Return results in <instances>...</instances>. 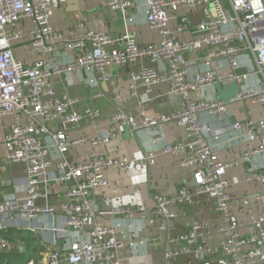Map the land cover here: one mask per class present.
Wrapping results in <instances>:
<instances>
[{"label": "built area", "instance_id": "obj_1", "mask_svg": "<svg viewBox=\"0 0 264 264\" xmlns=\"http://www.w3.org/2000/svg\"><path fill=\"white\" fill-rule=\"evenodd\" d=\"M77 1L102 2L112 12H121L125 22L122 35L115 39L108 32L88 29L81 21L68 33L55 30L51 18L68 0H0V118H13L2 145L8 165H25L27 179L24 198L4 200L0 192V251L13 250L4 237L9 220L31 221L56 214L57 209L47 202L49 197L43 187L49 180L48 172L54 169L52 181L67 185L58 209L65 216V227L53 225L50 229L60 234L74 230L77 244L68 252L57 248L51 251L44 264H121L119 253L126 246L123 233L112 223L99 222V218H108L110 222L138 218L149 225L158 224L167 234L164 264H173L174 259L185 255L200 263L220 257L222 264H264V193L256 195L259 213L241 222L233 214L227 177L231 168L248 163L246 181L264 185V162L253 163L264 157V118L250 117L232 125V133H241L243 145L240 158L235 161H225L214 151L212 141L219 134L200 118L204 113L219 120L227 116L229 103L208 92L217 84L239 85L232 102L264 105V84L258 88L248 85L255 74L264 80V0H141L145 5V22L158 35L157 42L147 45L139 44L133 29L136 20L130 16L140 0ZM194 13H198V19L193 17ZM27 20L32 23L28 55L38 57L33 65L18 59L14 51V45L24 38L22 26ZM61 47L76 54L72 62H59ZM187 54L191 58L186 59ZM146 60L164 63L165 70L146 66ZM136 65L139 67L129 75L130 95L136 98L140 89L146 91V97L139 102L142 117L127 114L123 110L127 101L116 95L113 102L119 113L112 117L110 130L92 139L81 136L72 140V126L83 121L94 124L102 114L98 109L78 112L80 101L68 94L59 95L52 79L89 71L96 74L100 83H108L112 80L110 68ZM198 65L204 68H197ZM193 66H197L195 73H191ZM222 69H226V75L220 73ZM160 85H167L169 93L178 95L184 107L148 117L146 108L153 100L150 93ZM195 93L199 96L195 97ZM102 96L97 93L93 98ZM170 123L183 129L184 135L160 151L179 159L181 167L192 170L191 184L182 187L176 198L155 196L151 210L144 205L137 210L117 207L109 196L101 206L96 205L92 200L96 189L109 186L106 171L112 167L121 171L132 167L149 169L156 165L159 154L145 152L142 157L126 161L99 155L72 164L67 154L75 144L106 146L118 141L125 128L154 132ZM200 195L214 202L222 215L219 223L213 226L194 222L185 233L172 236L170 231L178 217L176 207L191 203ZM213 232L222 239L217 245L208 246L204 241ZM53 244L57 246L58 240ZM177 244L180 246L175 248ZM19 250L24 252V248ZM26 264L36 263L30 260Z\"/></svg>", "mask_w": 264, "mask_h": 264}, {"label": "crops", "instance_id": "obj_2", "mask_svg": "<svg viewBox=\"0 0 264 264\" xmlns=\"http://www.w3.org/2000/svg\"><path fill=\"white\" fill-rule=\"evenodd\" d=\"M130 13V16H134L136 20L133 29L139 44L147 45L157 42L158 35L152 32L145 22L144 2L140 0L138 6ZM193 17L198 19V13H194ZM80 21L88 29L108 32L115 39L122 35L125 25L122 13L112 12L102 2L89 1L83 3L77 0H68L60 9L55 11L51 18V26L55 30L68 33L75 29L76 23ZM31 27L30 21L27 20L23 23L24 38L14 45L16 57L28 65H33L38 58L28 55L30 43L28 31ZM75 57L76 54L65 47L59 49V62L61 64L72 62ZM189 58L191 57L187 54L186 59ZM144 64L159 70H165L166 67L162 62L152 64L146 60ZM200 66L191 67V73H195L196 67L199 68ZM138 67L139 65L130 68H110L109 73L112 80L108 83H100L96 74L89 71H77L71 76L57 75L52 79L54 89L59 95L68 94L80 101L76 108L78 112L83 113L86 109H98L102 114L101 119L94 124L83 121L79 125L72 126L69 130V137L72 140H77L81 136L92 139L110 130L112 117L119 113L118 107L113 102V97L116 95H120L122 99L127 101L123 105V110L127 114L133 115L137 119L142 117L139 102L146 97V91L140 89L139 96L136 98H132L130 95L129 75ZM201 68L204 67L201 66ZM243 71L246 70L243 69ZM226 72V69H222L220 73L226 75ZM263 84V78L256 74L252 75L248 81V85L255 88ZM239 88L236 83L226 86L217 84L210 87L208 92L229 103L228 114L223 120H219L208 113L201 114L200 117L203 123L213 127L215 132L219 134L212 141V146L214 151L225 161L238 160L243 151L241 133H232V125L237 121L244 122L250 117L255 120L264 118V105L250 102H232ZM97 93H102L103 96L93 98ZM194 96L198 97L199 93H195ZM150 97L153 100L147 105L145 113L148 117L170 114L184 107L183 100L178 95L169 93L167 85L155 87L150 93ZM12 124V117L0 118V192L4 200L27 196L25 165L21 163L8 165L2 145L4 134ZM183 135V129L173 123L159 126L154 132L147 129L132 132L125 128L122 130L121 138L118 141L106 146L91 148L89 144L76 143L67 154V158L72 164H79L99 155H108L126 161L134 157H142L145 152H157L159 154L158 161L155 166L149 169L142 170L138 167H132L128 171H121L115 167L110 168L105 174L109 186L96 189L92 196V200L98 206H101L103 199L109 196L113 198L114 205L117 207H129L132 210H137L140 205H144L147 210H151L155 205V196L166 195L169 198H176L182 187L191 184L192 170L181 167L179 159L162 154L160 151L166 144L177 141ZM262 162H264V157L256 158L253 161L255 164ZM248 167V163H239L231 168L227 175L231 184L233 214L241 222H247L251 216L259 213L256 195L264 193V185L246 181ZM55 174L54 169L48 172L49 180L43 187L49 197L47 202L57 209L56 214L43 215L37 220L19 221L15 219L8 222V231H15L19 240L23 237L34 239L29 261L34 260L36 264H44L45 256L56 248L68 252L77 244V233L74 230L60 234L54 233L50 229L53 225L59 228L65 227V216L58 209L64 200L67 185L53 182ZM176 211L178 217L170 231L174 237L188 231L194 222H205L215 226L222 216L216 210L214 202L206 195L197 196L193 202L176 207ZM98 220L104 224L116 225L123 233L121 237L123 236L122 239L126 246L119 253L121 264H164L167 234L159 229L158 224L149 225L148 222L138 218L134 220L119 218L114 222H110L108 218H99ZM28 227L37 229L31 231L27 229ZM8 237L11 238L12 235L9 234ZM55 239L58 240L57 246L53 244ZM221 239L220 234L213 232L205 239L204 243L213 246L217 245ZM140 241H144V243L141 245ZM179 246L177 244L175 248ZM20 248L27 251L26 245H20ZM173 264H222V262L219 257L210 258L208 261L200 263L192 256L185 255L174 259Z\"/></svg>", "mask_w": 264, "mask_h": 264}, {"label": "trees", "instance_id": "obj_3", "mask_svg": "<svg viewBox=\"0 0 264 264\" xmlns=\"http://www.w3.org/2000/svg\"><path fill=\"white\" fill-rule=\"evenodd\" d=\"M9 234L12 235L11 238L8 237ZM4 237L11 243L13 250L11 252L0 251V264H26L30 258L31 246L34 239L31 237H23L19 240L13 230H9L5 233ZM20 245H26L27 251L19 252Z\"/></svg>", "mask_w": 264, "mask_h": 264}]
</instances>
